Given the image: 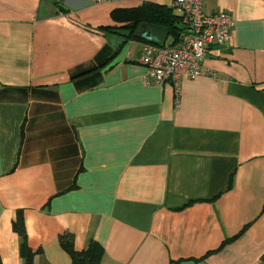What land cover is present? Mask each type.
Here are the masks:
<instances>
[{
    "label": "crops",
    "instance_id": "crops-1",
    "mask_svg": "<svg viewBox=\"0 0 264 264\" xmlns=\"http://www.w3.org/2000/svg\"><path fill=\"white\" fill-rule=\"evenodd\" d=\"M175 1L0 0L3 264L20 210L35 264H72L63 236L101 264H264V0H206L231 40L178 92L144 80L153 23L113 19Z\"/></svg>",
    "mask_w": 264,
    "mask_h": 264
},
{
    "label": "built area",
    "instance_id": "built-area-1",
    "mask_svg": "<svg viewBox=\"0 0 264 264\" xmlns=\"http://www.w3.org/2000/svg\"><path fill=\"white\" fill-rule=\"evenodd\" d=\"M205 3L206 0H176L173 7L182 26L177 39L164 47L143 44L140 62L146 69V84L163 86L170 82L178 92L183 79L211 75L204 65L207 53L212 46H226L230 42L234 20L226 12L208 14Z\"/></svg>",
    "mask_w": 264,
    "mask_h": 264
},
{
    "label": "trees",
    "instance_id": "trees-1",
    "mask_svg": "<svg viewBox=\"0 0 264 264\" xmlns=\"http://www.w3.org/2000/svg\"><path fill=\"white\" fill-rule=\"evenodd\" d=\"M172 10L162 6H155L148 9L139 7L134 9L116 10L113 12V19L119 22L126 21L131 23L129 27L132 29V33H135V29L138 27L139 23L142 22L163 24L165 27L169 28L170 33L175 36L176 40L182 26L179 16L174 13L175 9ZM12 228L21 240L20 252L25 264H35V258L40 252L34 251L28 246V238L22 210L17 213L16 218L13 220ZM62 245L71 256L72 264H101L103 261L104 250L98 243L92 242L86 250L77 252L74 249L73 242L66 236H63ZM0 264H3L1 256Z\"/></svg>",
    "mask_w": 264,
    "mask_h": 264
},
{
    "label": "water",
    "instance_id": "water-1",
    "mask_svg": "<svg viewBox=\"0 0 264 264\" xmlns=\"http://www.w3.org/2000/svg\"><path fill=\"white\" fill-rule=\"evenodd\" d=\"M60 9L63 10V8ZM145 28L147 31L143 36H141L142 40L159 47L165 46L170 36L169 28L153 24H147Z\"/></svg>",
    "mask_w": 264,
    "mask_h": 264
},
{
    "label": "rangeland",
    "instance_id": "rangeland-1",
    "mask_svg": "<svg viewBox=\"0 0 264 264\" xmlns=\"http://www.w3.org/2000/svg\"><path fill=\"white\" fill-rule=\"evenodd\" d=\"M176 14H177V12H176ZM173 40H174V35L171 34V36H170V38L168 40V44H170Z\"/></svg>",
    "mask_w": 264,
    "mask_h": 264
}]
</instances>
